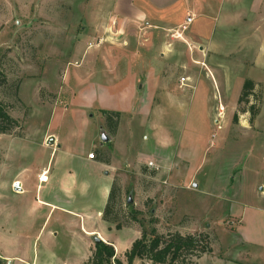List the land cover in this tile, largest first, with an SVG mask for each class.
Returning a JSON list of instances; mask_svg holds the SVG:
<instances>
[{
	"label": "rangeland",
	"instance_id": "374dc122",
	"mask_svg": "<svg viewBox=\"0 0 264 264\" xmlns=\"http://www.w3.org/2000/svg\"><path fill=\"white\" fill-rule=\"evenodd\" d=\"M239 1L236 23L198 17L191 25L188 34L204 37L205 51L200 55L195 46L190 55L199 62L187 57V66L183 50L157 62L159 51L143 52L132 36V45L109 43L101 0H0V107L13 121L0 134V264L86 258L91 240L61 224L58 213L44 222L47 209L38 201L61 204L60 179L68 173L110 183L87 161L90 153L117 165L109 174L122 206L104 240L123 264L140 237L139 222L146 233L204 235L209 253L191 256L189 264H264V9L258 0ZM135 53L150 61L129 64ZM131 66L135 74L150 67L158 79L145 90L147 80L136 78L139 100L128 110V83L117 75ZM181 77L189 78L186 87L179 86ZM245 80L254 82L253 96L239 103ZM105 112L118 114L111 136ZM102 133L112 141L102 144ZM53 134L61 147L56 154L54 140L48 143ZM43 171L48 183L36 191ZM129 196L140 213L136 221L125 207Z\"/></svg>",
	"mask_w": 264,
	"mask_h": 264
},
{
	"label": "crops",
	"instance_id": "0c3cea01",
	"mask_svg": "<svg viewBox=\"0 0 264 264\" xmlns=\"http://www.w3.org/2000/svg\"><path fill=\"white\" fill-rule=\"evenodd\" d=\"M257 3L259 9H264V0H258ZM101 4H103L101 12L109 15V24L107 25V32H109L107 41L110 40L109 43H113V39L115 40H113L114 42H117L119 39L121 40L120 45H132V41H130L132 36L135 40H139L138 43L144 48L143 52H146V49H150L152 52L156 50L159 51L157 62L166 61L168 58H174L178 50H183L182 55L184 54L187 66H190L187 57L190 63L194 64L199 62H195L193 57L191 59L190 54L192 49L197 46L200 55H203L205 51L204 47L199 45L204 41V37L198 34L194 36L188 34L191 25L195 23L198 17L203 22H211L213 25H218L220 22L222 24L223 21L227 22L228 19L236 23L237 19H235L234 14L239 12L242 2L239 0H101ZM257 12L260 13L258 10ZM188 17L192 18V23L187 26L185 31H181L180 27L184 25ZM100 32H104V30H99L97 28V33L102 36ZM107 32L104 33L107 34ZM165 33H170L171 36ZM174 34L180 35V38L176 39L172 37ZM161 37H170L171 42L165 41L161 43ZM99 40L98 42L101 44L104 38L99 37ZM128 57H130L127 61L129 64L135 63L137 58L141 64L148 61V59L150 61V58H145V56L142 54L138 55V53ZM123 59H126L125 55L115 57L117 63ZM117 63H115V65H117ZM145 69L146 68L141 69L139 73L135 74L131 72L133 70L132 67V69H128L126 75L122 77L119 76V73L117 75L120 80L123 79L128 83V91L132 96L133 103L132 107L128 110H132L134 104L139 100L134 91L136 78L140 77L142 80H147V82H145V90L150 88L152 84H155V80L157 81L158 79V72H154L150 67L149 69ZM115 70H117L116 67ZM186 79L189 81L188 77ZM187 82L185 84H187ZM179 86L186 87L187 85L182 86L180 84ZM142 88L143 84L137 87L139 91ZM141 101L142 104H145V100ZM50 138L54 140L55 151L53 154H56L58 150L61 149L60 142L55 134L51 135ZM111 141L112 138H110V142ZM87 161L100 166L104 173L110 176V183H113L115 175H110L109 170L117 168L116 164L110 163L109 161L94 159H88ZM39 174L36 175V180ZM84 177L85 176L77 180L71 173L61 176L60 193L65 195H61L64 199V201H61V204L45 199L38 201V203L42 204L47 209L44 222H46L50 216L52 217L55 213H58L60 214L58 218L61 224H66L68 227H70V224L73 225V229L79 230V233L83 235L84 238L91 240L87 242V256L81 264L86 263L91 255L90 251L93 247L92 239L98 238L106 243L104 240V238L107 237L106 232H110V226L102 220V209L104 207V200L108 194V184L110 183H105L101 186L97 179L90 177L86 179V177ZM15 182H13V186ZM47 183L48 180L46 184ZM41 186L37 189V182L36 191L40 190ZM21 192H23V188L20 184V193ZM76 195L80 199L79 202H74L72 199ZM116 255L117 254H115V256Z\"/></svg>",
	"mask_w": 264,
	"mask_h": 264
},
{
	"label": "trees",
	"instance_id": "16d2710c",
	"mask_svg": "<svg viewBox=\"0 0 264 264\" xmlns=\"http://www.w3.org/2000/svg\"><path fill=\"white\" fill-rule=\"evenodd\" d=\"M4 81V77L0 72V85ZM255 84L251 80H245L242 84L241 95L238 102H245L250 96H253ZM252 118L256 115L254 106L250 107ZM106 127L110 135L115 134L117 113H103ZM236 115L234 121H236ZM250 120V121H251ZM13 124V121L7 116L4 110L0 107V134L7 133ZM119 189L116 188L115 182L112 183L105 208L102 212V220L106 223H114L115 219L111 217L114 211H119L122 203L119 200ZM128 209L129 216L136 221V216L140 215L132 209V205H125ZM138 223V222H137ZM141 227L140 237L132 242L130 249L124 254L125 264H133L135 260H146L153 264H189L188 259L194 255L199 258L200 255L209 253V248L206 244L204 235L182 236L178 233H168L160 235L152 228L149 233H146ZM115 229H121L120 224L116 223ZM85 264H123L115 256L114 249L111 245L99 242L94 245L91 255Z\"/></svg>",
	"mask_w": 264,
	"mask_h": 264
},
{
	"label": "built area",
	"instance_id": "2783aa9c",
	"mask_svg": "<svg viewBox=\"0 0 264 264\" xmlns=\"http://www.w3.org/2000/svg\"><path fill=\"white\" fill-rule=\"evenodd\" d=\"M192 23V18L191 17H188L186 18L185 20V23L183 26L180 27V30L181 31H185L187 26L190 25ZM172 37L176 38V39H179L180 38V35H172ZM188 80L186 78H180L179 79V82L182 86H185V83L187 82ZM87 159L89 160H93L94 159V155L92 153L88 154L87 155ZM149 167L152 166V164H148ZM47 174H48V171H43L41 172L38 176H37V182H38V188H40L41 185L45 184L47 182Z\"/></svg>",
	"mask_w": 264,
	"mask_h": 264
},
{
	"label": "water",
	"instance_id": "95a60500",
	"mask_svg": "<svg viewBox=\"0 0 264 264\" xmlns=\"http://www.w3.org/2000/svg\"><path fill=\"white\" fill-rule=\"evenodd\" d=\"M100 142H101L102 144H108V143L110 142V137L107 136L106 134H103V133H102V134H101V137H100ZM48 143H49V144L52 143V138H49ZM13 190H14L15 192H20V185H19L18 183H15L14 186H13ZM131 203H132V200H131V197L129 196V198H128V200H127V205H131ZM93 242H94V244H98L99 242H101V240L98 239V238H95V239L93 240Z\"/></svg>",
	"mask_w": 264,
	"mask_h": 264
}]
</instances>
